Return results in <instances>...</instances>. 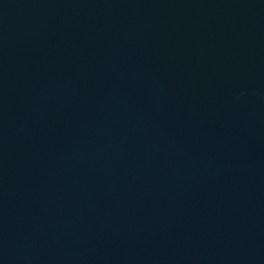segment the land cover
Masks as SVG:
<instances>
[{
  "label": "water",
  "instance_id": "1",
  "mask_svg": "<svg viewBox=\"0 0 264 264\" xmlns=\"http://www.w3.org/2000/svg\"><path fill=\"white\" fill-rule=\"evenodd\" d=\"M0 264H264V0H0Z\"/></svg>",
  "mask_w": 264,
  "mask_h": 264
}]
</instances>
